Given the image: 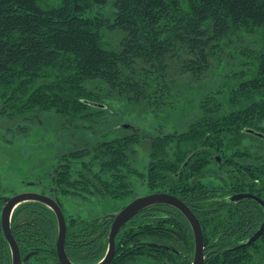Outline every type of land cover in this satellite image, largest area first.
Wrapping results in <instances>:
<instances>
[{
  "label": "trees",
  "instance_id": "trees-1",
  "mask_svg": "<svg viewBox=\"0 0 264 264\" xmlns=\"http://www.w3.org/2000/svg\"><path fill=\"white\" fill-rule=\"evenodd\" d=\"M121 107L152 113L160 134L111 136ZM0 113L12 115L20 138L33 128L67 143L65 154L83 162L82 191L117 201L139 175L134 145L143 140L141 178L197 216L205 264L264 263V237L225 252L264 219L256 202L229 200H264V0H0ZM71 222L94 236L92 253H74L75 263H98L106 234L94 227L103 224ZM118 240L164 264L193 259L191 227L176 209L153 207ZM118 249L113 264L133 261Z\"/></svg>",
  "mask_w": 264,
  "mask_h": 264
},
{
  "label": "flooded vegetation",
  "instance_id": "flooded-vegetation-1",
  "mask_svg": "<svg viewBox=\"0 0 264 264\" xmlns=\"http://www.w3.org/2000/svg\"><path fill=\"white\" fill-rule=\"evenodd\" d=\"M134 111L140 112L137 110H133L132 112ZM111 113H113V111H111ZM110 119H111V132L110 133H111V136L113 137L121 136L123 132H129L132 134H139V135H144L147 132V130L145 129H141L137 127L136 125H135L136 127L132 125L134 121H130L129 124L127 123L123 124L125 121L120 120L117 114L115 117L114 116L110 117ZM124 126H127V127L124 128ZM37 130H39L43 136L45 135L44 131H41L40 129H37ZM29 131H31V129ZM254 133L255 134L253 135H256V136L261 135L256 132ZM261 138H263V136ZM40 139L42 140V138ZM29 141L30 140H25L24 142L29 143ZM71 141H72V146L73 144L75 145L78 144L75 138H72ZM48 142L49 144L53 145V148L58 149V154L54 155L51 163L48 166H43L42 169L40 170L41 173L39 175H35L34 177H31V178L24 177L21 181L23 184L22 188L17 189V190H14V189L0 190V264H14V254L15 253L19 256V261H20L19 264H64L58 252V241H59L58 218L55 212L52 210V208H50L47 205L41 204L39 202H36V203H39L42 206L46 207L49 212H45L43 214L36 213L33 206L31 205L24 206L26 203H35L33 201H30V202H25V203H22L16 206L15 209H13L12 214L10 215V218H9L10 235H11V239L13 241V244L16 250V252L14 253L12 244L5 231L4 211L8 206L9 200L15 197H18L20 195H26V194H36V195H41V196H45L49 198L55 203V205L61 212L64 218V221H65V224H66V236H65V242H64V250H65V254L67 258L72 264H77L74 261V253H78V254L80 253L86 254L89 252H90L89 254L92 253L93 246H94V236H92L91 238H87V236L81 232L80 225L73 224L71 222V219L79 220L80 222L93 221V220L100 221V223L103 224L104 228L102 229L99 227V225H97L94 227V229H95L96 234L97 232L99 234L100 230H102V233L106 234L104 237H102V240L106 241V245L105 243L103 244L98 243L101 237L99 235L95 236V248H94L95 252H101L105 245V253L103 257L101 258V260L98 263H96V264H99L100 262H103L109 250V245H110L109 237H110V233H111V230L115 222L114 216L119 215L127 206H129L131 203H133L134 201L140 198H144V197H147L153 194L165 193V192H150L144 178L143 179L141 178L142 177L141 175L146 174V171H147V160L145 157L147 156V153L145 150V142H143L142 140V142L134 145L136 153L133 156V166L135 167V169L136 167L141 166V160H143V165H142L143 171L136 169L139 175L133 174L129 178V181L131 184L130 194L126 198L122 200H118V201L114 199L103 198V197H100L99 195L92 196V195H88L84 193L82 191V186H81L82 185L81 176H82V171H83L82 160L67 156L65 154L67 148L66 146H64L65 144L64 142L60 143L59 141H51V140H48ZM218 161H220V159H218ZM59 175H61L63 178L62 179L59 178L58 177ZM67 176L74 178L72 183L69 184L67 181H65V178ZM140 180L147 187L148 191L146 192V195L138 198L137 197L138 194L137 192L135 193L134 189L136 187L135 185L136 181H140ZM72 184H74V186H72ZM166 194H169V193H166ZM170 195L174 196L172 194ZM239 195H249L255 199H241L239 201L232 200L234 197L239 196ZM131 197H133V200L130 203L126 204L125 206L120 205L121 203H124L127 199ZM174 197H177V196H174ZM229 200L232 203H240V202L247 201V200L254 201L259 206L262 207L263 212H264V206L262 205L264 204V200L256 195L248 194V193H238V194L231 195L229 197ZM111 201L118 203L117 205L113 206L111 210L112 213L107 212L105 214H100L99 216H92V215L89 216L87 214L82 217L73 216V215L68 214V212L70 211L72 207L78 208L82 206L83 203H85V205H88V207L96 206L97 208L104 209L103 207H107L108 205H111L112 203ZM157 206L176 209L171 206L156 205V206H151L146 209H143L138 214H136L133 218H131L120 229V231L115 237V254L110 264H113L119 252L118 248L121 249L120 253H122V255H126L128 257L132 256L133 261L127 264H136L138 261L142 259H148L150 261L152 260L155 264H164V262L161 260H157L153 257H146L145 254L137 256L138 253H134L128 247L121 248L118 246L120 243L118 240L120 237V233L125 232L128 229H132L133 223L137 217L141 215H146V212H148L150 209H153V207H157ZM195 217L197 221L199 222L201 231H202L203 254H204L203 264H205L206 246H205L204 231H203L202 224L200 223L196 215ZM186 220L188 221L187 218ZM188 223L191 227V232L194 238V253H193V259L191 262V264H194V259L196 255V237H195V233H194L191 223L189 221ZM263 225H264V219L262 223H260L258 228L253 232V234L248 236L246 239L241 238V237L233 238L231 242L237 241L238 245L231 247L229 249H225V252L241 250V249L245 250V249H249L253 247L264 237V233L252 245L247 246V247H242V246L246 245L258 233V231L262 228ZM90 244L91 246H89ZM140 244L141 245L146 244L148 246L149 245L160 246L158 243L153 242V241L149 243L142 241L140 242ZM256 262L259 263V261H256ZM122 263H123L122 261L118 262V264H122ZM240 264H254V259L250 262L248 261L241 262ZM261 264H264V263H261Z\"/></svg>",
  "mask_w": 264,
  "mask_h": 264
},
{
  "label": "rangeland",
  "instance_id": "rangeland-1",
  "mask_svg": "<svg viewBox=\"0 0 264 264\" xmlns=\"http://www.w3.org/2000/svg\"><path fill=\"white\" fill-rule=\"evenodd\" d=\"M120 120L125 121L123 124H129L130 121H134L132 125H136L141 129L153 132L155 135L160 134L158 122L154 118L152 113L146 114L144 112H132L129 108H118ZM12 115H4L0 113V190H17L23 187L22 179L24 177H34L41 173L43 166H48L54 155L58 154V149L53 148L47 140V135H42L37 129L31 128L30 133L25 138H20L15 124L12 123ZM119 122V121H118ZM135 126V127H136ZM163 124L162 130H165ZM43 136V137H41ZM44 138V139H40ZM25 140H30L29 143H25ZM67 144V143H66ZM64 144V146H66ZM140 152V151H139ZM146 160L148 162L147 156ZM143 160H141V166L136 169L143 171ZM136 187L134 189L137 192V197L146 195L148 191L144 183L136 181ZM133 200V197L127 199L121 206H125ZM111 205L103 207L104 209L94 207H88L83 203L80 207H72L68 214L73 216H99L100 214L112 213L113 206L118 203L111 201ZM115 212V211H114ZM136 264H155L152 260L142 259Z\"/></svg>",
  "mask_w": 264,
  "mask_h": 264
},
{
  "label": "water",
  "instance_id": "water-1",
  "mask_svg": "<svg viewBox=\"0 0 264 264\" xmlns=\"http://www.w3.org/2000/svg\"><path fill=\"white\" fill-rule=\"evenodd\" d=\"M91 106H98L97 104L94 103H89ZM101 108L102 106L99 105ZM127 126H124L126 128ZM250 134H255L254 132L250 131ZM259 137H262L261 135H258ZM241 199H255L252 198L249 195H239L234 197L232 200L233 201H239ZM257 200V199H256ZM39 202L41 204L47 205L52 210L55 212L58 222H59V241H58V252L60 255V258L64 264H72L69 259L67 258L64 250V242H65V236H66V224L64 221V218L55 205V203L50 200L49 198L41 195H36V194H26V195H20L18 197H15L11 200H9L8 206L4 211V225H5V231L6 234L12 244L14 253L16 252L13 241L11 239L10 235V223H9V218L10 215L13 212V209H15L16 206L19 204L25 203V202ZM156 205H166V206H171L179 211H181L185 217L188 219V221L191 223L195 237H196V255L194 259V264H203L204 263V254H203V237H202V231L199 222L197 221L195 215L192 213V211L177 197L171 196L170 194L166 193H158V194H153L149 195L144 198H140L133 203H131L129 206H127L119 215L114 216L115 217V222L113 225V228L110 233L109 237V250L106 254V257L104 258L103 262H100L99 264H110L112 261L114 254H115V237L120 231V229L131 219L133 218L136 214H138L140 211L143 209H146L151 206H156ZM264 206V204H262ZM264 233V225L262 228L258 231V233L244 246L242 247H247L252 245L256 240H258L262 234ZM19 256L15 253L14 254V264H19Z\"/></svg>",
  "mask_w": 264,
  "mask_h": 264
}]
</instances>
